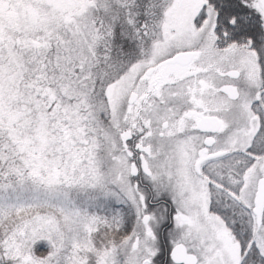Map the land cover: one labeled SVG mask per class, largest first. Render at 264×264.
Wrapping results in <instances>:
<instances>
[{"label":"snow or ice","instance_id":"6c2138e0","mask_svg":"<svg viewBox=\"0 0 264 264\" xmlns=\"http://www.w3.org/2000/svg\"><path fill=\"white\" fill-rule=\"evenodd\" d=\"M0 264H264V0H0Z\"/></svg>","mask_w":264,"mask_h":264}]
</instances>
